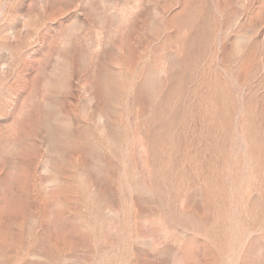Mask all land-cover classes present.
<instances>
[{
  "label": "rangeland",
  "instance_id": "obj_1",
  "mask_svg": "<svg viewBox=\"0 0 264 264\" xmlns=\"http://www.w3.org/2000/svg\"><path fill=\"white\" fill-rule=\"evenodd\" d=\"M0 264H264V0H0Z\"/></svg>",
  "mask_w": 264,
  "mask_h": 264
}]
</instances>
